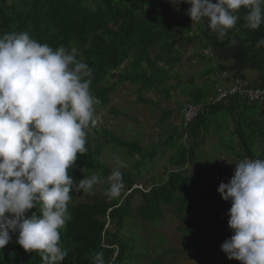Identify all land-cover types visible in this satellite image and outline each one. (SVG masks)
Listing matches in <instances>:
<instances>
[{"label":"clouds","instance_id":"9594fccd","mask_svg":"<svg viewBox=\"0 0 264 264\" xmlns=\"http://www.w3.org/2000/svg\"><path fill=\"white\" fill-rule=\"evenodd\" d=\"M181 2L169 0L177 10ZM183 2L190 4L191 22L206 21L219 40L236 27L242 9L249 29L264 25V0ZM77 56L75 47L54 50L27 32L0 35V249L16 234L15 242L38 253L43 264H61L69 254L61 231L72 219L71 193H93L105 182L93 174L74 185L69 174L78 154L88 151L87 135L99 123L95 106L101 102L90 91L93 70ZM113 159L106 194L118 198L125 187L121 168L128 165L119 155ZM217 192L231 201L227 224L233 234L221 250L241 264H264V159L235 163ZM94 264L111 261L97 252Z\"/></svg>","mask_w":264,"mask_h":264},{"label":"trees","instance_id":"16d2710c","mask_svg":"<svg viewBox=\"0 0 264 264\" xmlns=\"http://www.w3.org/2000/svg\"><path fill=\"white\" fill-rule=\"evenodd\" d=\"M189 8L190 4L183 0L179 10L169 0H0V35L27 32L31 38L48 44L54 50L63 46L70 51L75 47L82 56L80 59L78 55L77 59L93 70L90 91L101 101L95 106V111L109 104L116 86L136 85L141 93L152 83L161 81L163 69L159 64L163 60L162 67H166L173 62L177 34L186 40L199 36L205 48L213 52L233 48L230 47L233 39L236 41L233 49L235 64L239 71L257 73L264 80V45L259 43L264 38V25L257 30L249 29L243 19L245 13L240 12L236 27L229 30L224 40H219L217 34L207 27L206 21L191 22L187 14ZM214 72V68L208 67V75ZM237 72L234 69L232 74L235 76ZM257 88L264 89V86ZM234 98L237 99L228 97L223 103ZM207 100L208 97L204 101L193 97L192 103L203 104ZM204 115L198 116L197 121ZM234 122L242 131L241 121L236 118ZM244 127L248 131L254 130V135L248 140L243 136L241 139L246 155L254 157L255 152L249 146L259 138L264 139V131L252 122ZM90 132L93 138L86 142L87 153L78 154L76 164L69 169L74 185L83 176L93 174L107 180L112 170L98 160L105 143L132 147L130 155L133 158L141 152L138 144L123 142L106 128L99 130L96 126ZM174 136L167 142L168 146H175V141L181 139V132ZM178 150L179 156L190 163L197 155L195 143ZM260 155L256 156L264 159L263 151ZM198 166L199 163L191 164L192 168ZM121 171L125 187L120 197L110 198L104 193L100 198L94 197L93 203L69 206L72 219L61 231V244L69 254L61 264H94L97 252H103L105 261H111V264H128L133 260L129 259L127 236L123 232L128 219L135 216L142 223L155 222L160 215L161 204L176 202L178 214L193 208L204 198L222 205V212L231 207V201L223 200L214 185L215 180L222 177L218 171L210 179H204L192 175L191 168L188 171L181 167L169 171L163 182L152 185L147 192L133 188L136 184L133 174L124 168ZM135 198H140L141 204L133 207ZM32 211L35 209L26 215ZM15 241L16 234H13L12 241L0 249V264H43L38 253L25 252ZM189 242L196 248V242ZM166 251L169 250H161L162 256ZM159 258L156 256L149 263L156 264Z\"/></svg>","mask_w":264,"mask_h":264},{"label":"rangeland","instance_id":"374dc122","mask_svg":"<svg viewBox=\"0 0 264 264\" xmlns=\"http://www.w3.org/2000/svg\"><path fill=\"white\" fill-rule=\"evenodd\" d=\"M176 36L178 37L179 34ZM78 55L79 58L82 59L80 53H78ZM110 82L113 81L110 80ZM114 90L116 92L112 94L110 103L103 109H97L95 111L96 116L99 118L97 127L99 130H101V128H106L114 137L123 142L138 144L141 152L139 153L138 160H136L130 155V148L132 147H118L113 143H105L98 156V160L112 170L116 167L113 157L119 155L128 165L124 170L128 173H132L134 181L138 182L133 185V188H138L147 192L151 184L149 185L148 183L144 185L140 183L141 181L139 179L146 172L152 175L151 169L153 168V163L157 158L162 156L163 150H169L171 146H168L167 143L153 144L154 136L152 135L150 126L155 123V117H150L151 108L147 107V109L144 110L148 112L147 114L144 112L145 115L149 116L147 128L146 126H144V128L137 127L133 124V108L128 102V97L134 98V94L132 93L133 87L126 86L123 88L122 86H116ZM262 102L263 101L251 104L254 105ZM248 107L249 112L255 109L254 106ZM110 109L116 111V114H110ZM225 112L224 109L217 112L215 123L224 125V129L227 131L229 123H227L224 117ZM135 120L138 122L137 118ZM215 123L210 124L208 116H205L201 121L196 123L195 131L205 133L208 128L211 133H216L217 125ZM92 138L93 134L89 132L87 141L90 142ZM146 138L148 139L147 141L145 140ZM233 138L232 133L227 132L222 138L223 143H213L210 146V152L203 151L207 158L200 160L201 166L199 165V168L197 167L198 170L194 168L191 173H198L204 179L209 178L208 176H210L211 171L221 170L223 172L233 173L236 162L233 160L232 156L231 160L229 159L230 155L229 158H220L221 155L218 157L214 156L217 152L221 153V147L230 144ZM180 144L182 145V149L185 148L182 142ZM190 144L193 145L194 142H190L189 137V141L187 142L188 147ZM172 149L175 151H172L170 156L175 158L177 156L176 154L180 151L178 150L179 148L176 149L174 147ZM200 150L197 151L200 152ZM147 152L150 153V155H146ZM254 152L256 153L255 150ZM153 156H155V158H152ZM262 156L263 154L260 155V158ZM169 164H171V162ZM89 177L91 176H83L81 179ZM166 177L167 175L161 172H155L152 175L153 181L157 182L154 184L163 182ZM225 180L226 178H223V181ZM223 181L221 179V182ZM215 183L216 182H214V184ZM219 183L218 181L216 185L218 186ZM108 187L109 184L106 180L104 183L95 185L93 193H87L82 190L79 192H72V200L69 206L79 203H93L94 197L100 198L106 193ZM107 201H109V199H107ZM137 204H141L140 198H135L132 201L133 207H136ZM176 206V202L173 204H161L160 215L155 222L142 223L137 217L135 218V216H131V218L128 219L127 227L123 229L124 236H127V238H125L128 246L127 253H129V259H133L129 260L128 264H150L149 261L156 256H160L156 264H241L238 260L228 259L220 247V245L233 234L227 224L229 219L227 213L230 207L227 208L226 212H222V205H219L215 201L210 202L206 199H201L193 208L178 214ZM190 240L196 242V248L192 246L189 242ZM162 249H168L169 251H166V254L164 253V256H162Z\"/></svg>","mask_w":264,"mask_h":264},{"label":"crops","instance_id":"0c3cea01","mask_svg":"<svg viewBox=\"0 0 264 264\" xmlns=\"http://www.w3.org/2000/svg\"><path fill=\"white\" fill-rule=\"evenodd\" d=\"M213 2H215V0H213ZM241 12L245 13V10L242 9ZM183 37L184 36L180 34L178 37L176 36L178 43L175 44L174 52L172 53L173 62L168 66L166 65V67H164L165 65L162 67L163 60H161V63L159 64V66L163 69L161 81L152 83L149 89L142 91L141 93L138 92L140 91L138 90V86H130L133 87L132 93L134 94V98L128 97V102L133 108V124L137 127L144 128V126H146L147 128L149 116L145 115L144 112L146 111L144 110L147 109V107L152 109L150 117H155V123L150 126L152 135L154 136L153 144L167 143L171 141L170 139L172 137H175L174 135H179L181 132L182 105L186 102L192 103L193 97L204 101L207 97L209 98L215 94L216 86L220 85L226 88L231 86L235 81L240 82V85L242 87L244 86V88L251 89L257 88L258 86H264V80L261 79L257 73L239 71V67L235 64L236 53L233 49L236 41L233 43V39L230 40V47L233 48L225 50L216 49L215 52H213L210 48H205V43L202 41L201 37H192V39L188 40L183 39ZM205 51H208V53L205 54ZM160 53L163 54L162 51ZM208 67L214 68L215 72L208 75ZM234 69L238 70V72L235 73V76L232 74ZM224 73L225 75H223ZM126 86L128 87L129 85L126 84L123 88ZM115 92L116 91L114 90L112 94ZM248 106H254L255 109L249 112ZM222 109L226 111L224 113V117L226 118L227 123H229L227 131L224 129V125L215 123L216 114ZM109 111L110 114H116V111H113L112 109ZM147 113L148 112H146V114ZM205 116H208L210 124L215 123L217 125L216 133H211L207 126L205 133L195 131V125L199 122L197 120L193 123L190 130L191 142H194L195 146L197 145V150L201 149L200 152L197 151L198 155L193 157L192 162L193 164L199 163L200 166V160L207 158L203 151L210 152V146L213 143H223L222 138L227 134V132L232 133V136L234 137L233 141L225 147L222 146L221 153L217 152L214 156L218 157L221 155L220 158H229L230 155L229 159L231 160L232 156L233 160L238 163L241 156L243 154L246 155V151L243 148L241 140L242 136L243 139L248 140V138L254 135L253 129L248 131V128H245L244 126L248 125L249 122L250 124L252 122V124L257 125L258 128H262L264 131V101L253 105L243 102L238 98H234L227 101L226 104L219 105L208 111L203 117ZM136 118L138 122L135 120ZM236 118L241 121L242 131H239L240 125H237L234 122ZM145 140L147 141L148 139L146 138ZM180 143V140H176L175 146L170 147L169 150H163L162 156L157 158L152 165V175L155 172H161L166 175L169 171H175L181 167L188 171L190 168L191 171L196 168L191 167L192 162L190 163L187 160H183L179 156V152L177 154L175 152L177 155L175 158L170 156L172 151H175L172 148L175 147L176 149H180L182 147ZM249 149L252 150L253 153L255 150L256 153H254V155L259 156L264 150V139H257L251 146H249ZM146 155H150V153L147 152ZM138 158L139 155H135L134 159L138 160ZM152 158H155V156ZM170 162L171 164H169ZM195 170L198 169L196 168ZM215 172L216 171H211L210 176L208 177H212ZM191 174L202 177L198 173ZM217 174L222 175V177L215 180L216 183L214 185L216 188L218 187L216 185L217 182H221V179L223 181V178H226L223 182L228 183L234 172L231 173L218 170ZM152 175H149L146 172L139 179L141 181L140 183L144 185L148 183L149 185L151 184V186L154 185V183L157 182L153 181ZM137 183L138 182L136 181V184Z\"/></svg>","mask_w":264,"mask_h":264},{"label":"built area","instance_id":"2783aa9c","mask_svg":"<svg viewBox=\"0 0 264 264\" xmlns=\"http://www.w3.org/2000/svg\"><path fill=\"white\" fill-rule=\"evenodd\" d=\"M208 53V51H205ZM225 75V73L223 74ZM228 97H237L245 101L248 104L264 101V89L262 88H244L240 85L238 81L233 82L228 88H221L216 86L215 94L208 98V100L203 104H195L191 102H186L182 105L181 108V142L186 143L189 140V134L192 127V124L197 117L201 114H206L207 111H210L212 108L224 104L223 101ZM244 158L257 159V156L250 157L245 154L241 156L238 162Z\"/></svg>","mask_w":264,"mask_h":264},{"label":"bare ground","instance_id":"6f19581e","mask_svg":"<svg viewBox=\"0 0 264 264\" xmlns=\"http://www.w3.org/2000/svg\"><path fill=\"white\" fill-rule=\"evenodd\" d=\"M181 125H182V120H181ZM192 126H193V124H192ZM189 141V140H188ZM183 145L185 146L186 145V143H183Z\"/></svg>","mask_w":264,"mask_h":264}]
</instances>
